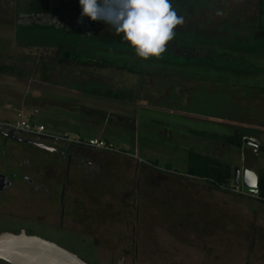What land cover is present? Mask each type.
I'll use <instances>...</instances> for the list:
<instances>
[{
    "label": "rangeland",
    "instance_id": "rangeland-1",
    "mask_svg": "<svg viewBox=\"0 0 264 264\" xmlns=\"http://www.w3.org/2000/svg\"><path fill=\"white\" fill-rule=\"evenodd\" d=\"M215 1L207 6L202 1L181 26L203 36L196 46L203 48L200 53L204 49L227 53L229 61L212 65L146 62L144 67L153 72L143 82L147 87L164 82L166 94L157 98L148 94V102L143 98L139 104L129 103L137 110L135 141L128 140L127 132L123 142L121 135L106 134L117 148L157 160L158 168L165 171L145 169L142 195L137 200L126 198L120 185L131 176L135 185L134 163L121 153L113 158L99 155L114 180H101L96 192L92 186L85 187V194L92 195L85 196L84 202L86 238L77 231L22 216L14 222L0 216V230L16 231L22 226L57 241L90 264H264V201L189 176V169L196 168L189 166L190 155L182 148L195 146L201 153L214 155L232 174L235 167L249 166L264 177V130L255 129L264 128V0ZM97 54L116 65L129 59L122 53ZM145 103L161 107L149 110ZM179 109L184 115L168 111ZM231 120L254 127V133L246 134L259 143L257 153L233 143V130L241 124L227 125ZM0 121L14 124L16 117L0 110ZM158 126L167 128L173 137L158 134ZM196 131L214 133L213 138L202 139ZM148 146L153 156L146 155ZM135 203L138 209L132 207Z\"/></svg>",
    "mask_w": 264,
    "mask_h": 264
},
{
    "label": "flooded vegetation",
    "instance_id": "flooded-vegetation-1",
    "mask_svg": "<svg viewBox=\"0 0 264 264\" xmlns=\"http://www.w3.org/2000/svg\"><path fill=\"white\" fill-rule=\"evenodd\" d=\"M202 1L206 6L216 3L215 0H171V3L179 16L191 19ZM80 11L79 0H0V110L16 117L14 124L0 121V216H7L10 222L17 216L37 219L77 231L86 238L84 202L85 196L89 199L92 195L85 194V187L92 186L96 192L101 180H114L99 155L113 158L117 153H128L117 148L106 134L127 132L128 140L135 141L137 110L127 99L139 104L143 98L150 101L148 94L155 98L166 94L164 82L152 87L143 82L144 76L153 72L144 67L145 63L212 65L229 61V56L205 49L200 53L203 48L197 50L196 46L203 36L180 25L160 58L143 60L123 40V34H115L104 23L86 18L84 25L78 24ZM99 52L117 56L122 53L129 59L116 65L100 57ZM78 93H94L100 98L101 110H81L83 95ZM66 99L77 101L69 106ZM19 123L28 127L20 128ZM85 131L96 136L85 138L82 135ZM101 132L106 134L99 135ZM194 133L202 139L213 138L208 132ZM220 142L226 145L221 139ZM193 153L213 157L191 150L190 154ZM128 155V161L135 167V185H131V176L120 189L126 198L137 200L144 186L142 173L157 168L140 156ZM187 174L208 181L196 176L195 169L194 175ZM132 207L138 209L136 203ZM20 231L62 246L35 232H27L22 226L0 233Z\"/></svg>",
    "mask_w": 264,
    "mask_h": 264
},
{
    "label": "clouds",
    "instance_id": "clouds-1",
    "mask_svg": "<svg viewBox=\"0 0 264 264\" xmlns=\"http://www.w3.org/2000/svg\"><path fill=\"white\" fill-rule=\"evenodd\" d=\"M77 23H104L134 49L137 57L160 58L174 39L177 26L185 23L171 0H79Z\"/></svg>",
    "mask_w": 264,
    "mask_h": 264
},
{
    "label": "water",
    "instance_id": "water-1",
    "mask_svg": "<svg viewBox=\"0 0 264 264\" xmlns=\"http://www.w3.org/2000/svg\"><path fill=\"white\" fill-rule=\"evenodd\" d=\"M255 129L264 130L259 127ZM234 144L237 147H251L255 153L259 148V143L254 138L245 136L243 130L237 129L234 132ZM193 164L190 163L191 166ZM188 173L194 175V170L189 169ZM258 181V174L252 168L247 166L234 168L233 184L235 186L241 184L244 192H252L258 188ZM0 260L7 264H90L62 246L37 236L27 235L23 231L17 234L0 233Z\"/></svg>",
    "mask_w": 264,
    "mask_h": 264
},
{
    "label": "crops",
    "instance_id": "crops-1",
    "mask_svg": "<svg viewBox=\"0 0 264 264\" xmlns=\"http://www.w3.org/2000/svg\"><path fill=\"white\" fill-rule=\"evenodd\" d=\"M79 94V93H78ZM94 94V93H93ZM93 94H84V93H82V94H79V95H83V96H85V97H83L82 96V107H81V110H95V108H97V110H101L100 108L101 107H99L100 106V98H98V96H96L95 94L93 95ZM79 98H80V96H79ZM66 100H68L70 103H68V105L69 106H71V103H74V102H76L77 100H73V99H66ZM138 101L137 100H133V101H131V103L132 104H138L137 103ZM6 103V102H5ZM8 103H10V102H7V104ZM149 106V107H148ZM145 108L146 109H149V110H158L159 108H160V106H158L157 104H153V105H151V104H148L147 106L145 105ZM181 109H179V110H177V111H175L174 113H180L181 115H184L181 111H180ZM172 113V112H171ZM187 114V113H186ZM202 118V117H201ZM211 118L212 117H210V116H206L204 119H206V120H211ZM124 120V119H123ZM215 120V119H214ZM213 120V121H214ZM157 121V120H156ZM215 121H218V119H216ZM220 121V120H219ZM227 123V125L228 124H237L238 126L240 125V127H235L237 130H243V132H244V135L245 136H248V137H251V135H249V134H246V132L249 130V129H254V128H252V127H250L249 128V126H247L245 123H239V122H235V121H226ZM236 129H234V131H233V135H234V132H235V130ZM158 130H160V132L158 133V134H161V135H165V136H167V135H169V136H172L173 137V134H172V132L171 131H169V130H167V128L166 129H164L163 127H161V126H158ZM150 132V131H149ZM196 132H202V131H196ZM109 133H111L112 134V137L114 138V137H116V136H118L117 135V132H109ZM174 133V132H173ZM193 133V132H192ZM103 134H106V132H101V133H99V135H103ZM174 134H176L177 136H179V137H182V138H184V137H186V136H184L182 133L181 134H177V133H174ZM212 134H214V133H212ZM82 135H83V137H85V138H88V137H90V136H96V133H91V132H87V131H85V132H83L82 133ZM121 135V140H122V142L124 141V137H123V134H120ZM135 135H137V134H135ZM125 136V135H124ZM113 138H111V137H107V139L108 140H110V141H113ZM135 138V137H134ZM174 139L175 138H173L172 140V143L174 142ZM127 142H128V140L125 142V145H126V147L125 148H127ZM134 146L135 145H132V147L134 148ZM182 148H184L183 150L185 151V153H187V155L189 154L190 155V151L191 150H193V151H196V152H200L201 153V151L197 148V147H189V146H187V145H183L182 146ZM124 150H126L128 153H129V151L127 150V149H124ZM139 150V149H138ZM145 151V150H144ZM204 152V154L206 153L205 151H203ZM128 153H127V155H125V156H128L129 157V155H128ZM130 154V153H129ZM153 151L151 150V147H149L148 146V149L146 150V155H148V156H153ZM208 154V153H207ZM135 155H137V153H135L134 154V156ZM210 155V154H209ZM121 156H123V155H121ZM137 156H139V155H137ZM211 156H212V154H211ZM140 157H142V156H140ZM212 158H216L214 155H213V157ZM128 159H130V158H128ZM143 159V158H142ZM216 159H218V158H216ZM145 160V159H144ZM146 162H148L149 164H151V165H153L155 168H157L158 170H165V169H160V168H158V161L157 160H155V161H152L151 159H147V160H145ZM190 161V160H189ZM190 165V164H189Z\"/></svg>",
    "mask_w": 264,
    "mask_h": 264
},
{
    "label": "trees",
    "instance_id": "trees-1",
    "mask_svg": "<svg viewBox=\"0 0 264 264\" xmlns=\"http://www.w3.org/2000/svg\"><path fill=\"white\" fill-rule=\"evenodd\" d=\"M248 131L254 133L252 129H249ZM198 134L205 136L203 133ZM190 160L194 161V168H196L195 175L201 178H206L213 184V186L220 187L222 185L224 187H229L233 184V174L230 172L229 166L225 165L220 160L197 153L190 154ZM258 179V190L260 197L262 198L261 201H264V177H261L258 174Z\"/></svg>",
    "mask_w": 264,
    "mask_h": 264
},
{
    "label": "built area",
    "instance_id": "built-area-1",
    "mask_svg": "<svg viewBox=\"0 0 264 264\" xmlns=\"http://www.w3.org/2000/svg\"><path fill=\"white\" fill-rule=\"evenodd\" d=\"M19 125H20V123L18 124V127L23 128V129H24V127H28L27 125H25L23 123H21L20 126ZM222 188H225L226 190H231V191H233V192H235L237 194H240V195L250 196V197H253V198H256V199H259V200L262 199L260 197V193H259L258 188L254 189L252 192H244L241 184L239 186H235L234 184H232L229 187H224L223 186Z\"/></svg>",
    "mask_w": 264,
    "mask_h": 264
}]
</instances>
